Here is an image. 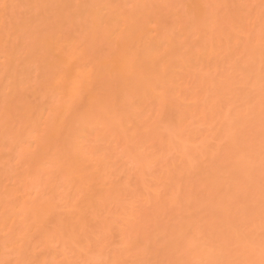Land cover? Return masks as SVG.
<instances>
[{"label":"bare ground","instance_id":"obj_1","mask_svg":"<svg viewBox=\"0 0 264 264\" xmlns=\"http://www.w3.org/2000/svg\"><path fill=\"white\" fill-rule=\"evenodd\" d=\"M0 264H264V0H0Z\"/></svg>","mask_w":264,"mask_h":264}]
</instances>
